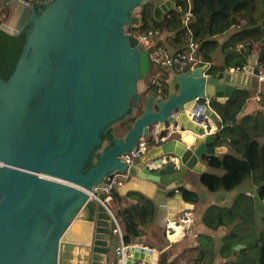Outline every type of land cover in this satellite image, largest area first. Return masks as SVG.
<instances>
[{"label": "water", "instance_id": "1", "mask_svg": "<svg viewBox=\"0 0 264 264\" xmlns=\"http://www.w3.org/2000/svg\"><path fill=\"white\" fill-rule=\"evenodd\" d=\"M147 3L159 21L176 7L173 0H4L12 9L0 29L25 30V42L10 76L0 75V264H110L116 236L103 200L115 173L129 174L120 195L137 191L155 202L160 226L195 208L179 191L185 175L206 171L200 159L224 148L216 145L212 101L254 90L260 71L210 72L203 64L168 71L167 92H149L158 61L129 31L142 27ZM152 126L175 132L130 165L123 156ZM152 160L159 167H149ZM131 251L129 263L167 264L166 250L137 243Z\"/></svg>", "mask_w": 264, "mask_h": 264}, {"label": "crops", "instance_id": "2", "mask_svg": "<svg viewBox=\"0 0 264 264\" xmlns=\"http://www.w3.org/2000/svg\"><path fill=\"white\" fill-rule=\"evenodd\" d=\"M257 1V23L261 25L260 27H264V18L261 20L259 18L264 16V0ZM231 17L232 15H229V18ZM223 18H228V16L210 17L204 22V25H201L200 38L208 41L207 60L211 62V67H216L217 71L229 67L225 62L224 44L230 39L234 31L241 28L239 23V25L233 23L230 27L222 29L224 27ZM213 19L220 21H212ZM200 38L196 37L201 42ZM161 40L165 44L163 45L170 50L178 48L173 32L162 34L158 39L159 43ZM241 49L242 44L238 45L236 50L240 51ZM259 51L260 48L257 47L249 55L248 65L259 66ZM168 74L167 71V77ZM252 87L254 90H249L252 92V96L240 113L239 120L248 117L247 130L260 145L264 143V133H262L264 132V125H256L254 117L258 112L264 116V100L259 101L255 96L260 94L264 99V79L256 77ZM218 115L220 117L219 130L223 120L219 113ZM212 131V129H208L206 133L209 134ZM215 136L216 145L224 148L214 156L221 157L230 151V146L228 143L220 144L217 142V132ZM206 159L204 157L200 159V162L207 166L206 171L223 173L221 169H212ZM253 163L255 164L254 172L233 190L211 191L200 180L201 174L205 171L187 172L183 187L195 191L200 198L199 202L194 203L193 233L187 234L177 241H171L166 236L165 226L158 225L155 218V221L147 226L146 234L142 236L139 243L158 249L160 252L168 251L167 264H264V196L260 193V185L264 183V174L260 172L259 161L256 159ZM130 193L122 196L125 205L136 201L130 196ZM206 214L210 223L205 222ZM220 219L224 220L223 223H219ZM115 242H117V238Z\"/></svg>", "mask_w": 264, "mask_h": 264}, {"label": "trees", "instance_id": "3", "mask_svg": "<svg viewBox=\"0 0 264 264\" xmlns=\"http://www.w3.org/2000/svg\"><path fill=\"white\" fill-rule=\"evenodd\" d=\"M173 1L176 4L175 9L170 10L162 21L155 19L153 15L150 18L144 14L143 25L136 30V33L148 28H157L160 31V35L173 32L178 48L182 47L184 45V41L181 38L184 26V10L188 7V0ZM243 5L244 3L241 0H232V4L230 0H192V10L195 13V18L191 25L194 34L196 37H201V25H204V22L210 17L228 16V18L222 19L224 27H221L223 29L239 22V17H235L239 16V12H242L247 17L246 24L234 31L230 39L224 44L226 65L229 67L248 66L249 55L259 47L258 65L264 67V27L258 25L257 17L253 16L254 9L251 7L245 10ZM180 6L183 7V10L179 9ZM230 6H232L234 13L227 10ZM7 14L10 15V13ZM229 15H232V17L229 18ZM259 18L261 20L264 16ZM212 21L220 20L213 19ZM24 42L25 30L19 34L12 35L0 29V75L3 78H8L12 73ZM200 43L201 51L207 59L208 41L201 39ZM160 44H164L162 40ZM241 44L242 49L237 51L238 45L240 46ZM216 71V67L212 66L210 72ZM251 96V91L240 88L236 89L224 102L212 101V106L223 120L222 127L217 132V142L220 144L228 143L230 151L221 157H204L207 158V163L212 169L223 170L221 174L212 171H205L201 174L200 180L202 184L211 191L220 189L233 190L240 186L254 172L255 164L253 161L256 159L259 161L260 172L264 174V143L259 145L247 130L248 117L239 120V115ZM254 119L256 125H264L262 113L258 112ZM179 191L188 202L197 203L200 200L199 195L193 190L182 186ZM260 193L264 196V183L260 185ZM113 195L112 203L115 214L123 227L125 243H139L142 236L146 234L147 226L155 221L157 212L155 202L139 192L131 191L130 196L136 201L125 205L122 195L116 189L113 191ZM223 221V219H220L219 223H223ZM205 222L210 223L207 214L205 215Z\"/></svg>", "mask_w": 264, "mask_h": 264}, {"label": "built area", "instance_id": "4", "mask_svg": "<svg viewBox=\"0 0 264 264\" xmlns=\"http://www.w3.org/2000/svg\"><path fill=\"white\" fill-rule=\"evenodd\" d=\"M24 3H40L48 0H17ZM180 10H183V7H179ZM195 18V13L192 10V0H188V7L184 10V26L182 31V39L184 45L177 49L170 50L169 48L161 45L158 41L160 31L157 28H148L143 31L136 33L131 28L129 31H133L139 38V40L145 45L146 49L149 52L151 60L158 61L157 67L153 70L150 80H149V92L155 91L158 93V96H162L166 93L167 89V71L182 72L186 68H195L203 64H208V67H211V62L208 61L203 52L201 51V43L196 39L193 28L192 21ZM140 29V28H139ZM259 67V77L264 79V67ZM234 71L246 70L244 67H233L231 68ZM255 98L259 101L264 100L260 94L256 95ZM178 131L181 132L180 126ZM175 132V129L170 128L167 132L163 134H158L156 126H152L148 132V135L144 136L138 143L136 150L127 153L124 159L131 165L137 158L141 157L151 148L156 147L170 139ZM149 167L157 168L154 161H150L147 164ZM129 179L128 173H115L108 176L105 179L104 191L106 194L103 203L106 205L107 209L110 211L113 219V234L117 238V245L115 248L116 261L115 264H134L128 262V256L132 255L131 246L136 245L137 243L127 244L124 241V232L121 223L119 222L113 206V191L121 185H124ZM195 222V212L193 209H188L180 213L174 220H168L165 223V232L166 236L171 241H177L180 238L184 237L187 234L193 233V224ZM176 224V227L180 228L178 232L176 227L173 226ZM170 235H174L173 238ZM137 264H149L145 261H141Z\"/></svg>", "mask_w": 264, "mask_h": 264}, {"label": "rangeland", "instance_id": "5", "mask_svg": "<svg viewBox=\"0 0 264 264\" xmlns=\"http://www.w3.org/2000/svg\"><path fill=\"white\" fill-rule=\"evenodd\" d=\"M230 2H231V4H232V0H230ZM241 2H243L244 3V5H243V9H249V8H253L254 9V11H253V16L255 17L256 16V6H257V3H258V1L257 0H241ZM146 6H148L147 8H146V16H148V17H150L151 16V8H150V6L152 7V3H147V4H145V7ZM233 8H232V6H230V7H228L227 8V10L228 11H231L232 13H234L233 12V10H232ZM238 15L239 16H237V17H235V18H238L239 17V22H236L235 23V25H239L240 24V26H242V25H244V24H246V22H247V17L246 16H244L243 14H242V12H239L238 13ZM9 19H10V15L8 14V16H7V18L5 19V21H9ZM239 23V24H238ZM238 27V26H237ZM162 35H160V37H161ZM166 75H167V73H166ZM118 243L117 242H113L112 243V246L110 247V264H115V261H116V254H115V248H116V245H117Z\"/></svg>", "mask_w": 264, "mask_h": 264}, {"label": "flooded vegetation", "instance_id": "6", "mask_svg": "<svg viewBox=\"0 0 264 264\" xmlns=\"http://www.w3.org/2000/svg\"><path fill=\"white\" fill-rule=\"evenodd\" d=\"M147 7L148 6L145 7V5H144V7H143V15L144 14L146 15L145 12H146V8ZM150 8H151V13H152L151 15H153V4H152V7L150 6ZM11 9H12V7L10 5L4 4V0H0V23L1 22H7V21H5V19L7 18V15H8L7 13H10V15H11ZM132 30H136V29H132ZM133 121H134V117L128 118V120L122 125L123 129H125V126H126L127 123L133 122ZM105 140H106L107 145H110L112 143L110 136H107L105 138Z\"/></svg>", "mask_w": 264, "mask_h": 264}, {"label": "bare ground", "instance_id": "7", "mask_svg": "<svg viewBox=\"0 0 264 264\" xmlns=\"http://www.w3.org/2000/svg\"><path fill=\"white\" fill-rule=\"evenodd\" d=\"M174 227H176V224H173ZM176 230L179 232L180 231V228L179 227H176ZM171 237L173 238L174 235H171Z\"/></svg>", "mask_w": 264, "mask_h": 264}]
</instances>
